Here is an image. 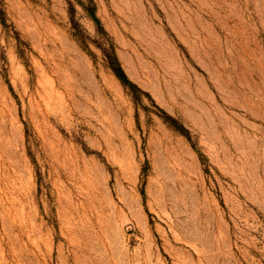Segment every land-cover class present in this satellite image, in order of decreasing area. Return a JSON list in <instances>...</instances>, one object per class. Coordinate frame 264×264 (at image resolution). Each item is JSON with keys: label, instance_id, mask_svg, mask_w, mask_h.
Instances as JSON below:
<instances>
[{"label": "rangeland", "instance_id": "rangeland-1", "mask_svg": "<svg viewBox=\"0 0 264 264\" xmlns=\"http://www.w3.org/2000/svg\"><path fill=\"white\" fill-rule=\"evenodd\" d=\"M0 264H264V0H0Z\"/></svg>", "mask_w": 264, "mask_h": 264}, {"label": "trees", "instance_id": "trees-1", "mask_svg": "<svg viewBox=\"0 0 264 264\" xmlns=\"http://www.w3.org/2000/svg\"><path fill=\"white\" fill-rule=\"evenodd\" d=\"M92 17H94V16H92ZM93 19H94V18H93ZM95 21H96V20H95ZM112 71H113V74L115 75L116 79H117V80H118L123 86H125L126 88H128V89L131 90V91L134 90V89H136L135 86H133V84H131V83L127 80V78H126V76H125L123 70L120 68L119 64H118L116 61H115L114 64H113Z\"/></svg>", "mask_w": 264, "mask_h": 264}]
</instances>
